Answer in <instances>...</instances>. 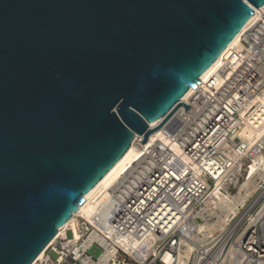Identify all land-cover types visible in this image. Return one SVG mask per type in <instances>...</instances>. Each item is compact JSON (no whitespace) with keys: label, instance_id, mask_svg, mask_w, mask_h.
<instances>
[{"label":"water","instance_id":"obj_1","mask_svg":"<svg viewBox=\"0 0 264 264\" xmlns=\"http://www.w3.org/2000/svg\"><path fill=\"white\" fill-rule=\"evenodd\" d=\"M263 6L0 0V264H32Z\"/></svg>","mask_w":264,"mask_h":264},{"label":"built area","instance_id":"obj_2","mask_svg":"<svg viewBox=\"0 0 264 264\" xmlns=\"http://www.w3.org/2000/svg\"><path fill=\"white\" fill-rule=\"evenodd\" d=\"M255 15L240 35V49H230L213 74L200 80L186 103L189 109L180 108L177 120L163 131L181 155L157 143L145 146L139 160L107 190L98 212L89 220L74 215L32 264L177 263L197 223L207 216L202 210L211 204L215 185L232 192L247 178L238 163L247 168L253 157L264 156V135L250 146L237 135L246 125L255 131L264 126V7ZM133 142L141 144L142 137ZM255 183V192L217 237L223 239L221 246L211 247L200 264H264V179ZM231 245L234 254L216 260ZM93 246L101 250L96 260L88 254ZM207 247H197L188 264H197V252Z\"/></svg>","mask_w":264,"mask_h":264},{"label":"bare ground","instance_id":"obj_3","mask_svg":"<svg viewBox=\"0 0 264 264\" xmlns=\"http://www.w3.org/2000/svg\"><path fill=\"white\" fill-rule=\"evenodd\" d=\"M260 9H254L253 16L245 23L241 32L234 37L229 46L220 54V56L215 60V62L210 66V68L204 72V74L201 76V81H206L213 74L214 70L218 67L220 63V59L225 57L230 49H240V35L248 28V26L252 24V22L256 18L255 14L259 13ZM192 94L193 90H188L182 98V103H189V99ZM179 110L174 114V116L168 121V123L164 127L158 129L157 131H154L149 136L145 144L141 143L136 145V142H133L130 145V147L122 156V158L85 196V202L78 208L75 215H80L88 220L93 215H95L100 209L104 200L106 199L107 190L117 184L120 179L126 175L127 170H129V168L134 164V162L139 160V152L144 149L145 146H151L153 143H157L161 147L169 148L176 155H181L180 148L176 146L173 142H171L164 135L163 132L167 127L172 125L173 122L177 120ZM159 122L160 121L150 124V128H155L156 126H158ZM237 135L243 140L244 145L250 146L254 139L260 138L262 135H264V126L263 128H260L255 131L254 128L246 125L240 129ZM243 164L244 163H238V169H245V177L247 175V178L243 180V182H238L236 184L237 192L235 194L232 195L227 191L221 192L219 184L215 185L214 189L211 192V204L206 206V208H203L202 210V213H205L207 216L206 218H204V220H202V222L197 223L196 232L194 233V236L191 237V242H186L184 247L180 250L177 256L176 264H188L192 252L195 251L197 247H204L207 245L209 247L202 249L200 254L199 252H197V264H200L201 261H203L208 256L211 247H214V245H216V247L221 246V242L223 239L221 240V242H219L217 237L219 238V236H222L223 231L225 230V226L229 221V216L231 214H236L238 206L242 205L245 200L255 192V181L257 179L263 181L264 179V174H256L259 172H264V156L262 154L253 157L252 163L249 167L246 168ZM166 223L167 222H158V225H160L162 228H166ZM71 224L72 218L68 220L62 228H66ZM148 240L149 239H146V242H148ZM45 250L40 253L37 258H41ZM234 252L235 248L233 245H231L227 252L223 255V257L222 255H219L217 256L216 260L220 261L223 259H227L228 257H231ZM165 257H167V255H165Z\"/></svg>","mask_w":264,"mask_h":264},{"label":"rangeland","instance_id":"obj_4","mask_svg":"<svg viewBox=\"0 0 264 264\" xmlns=\"http://www.w3.org/2000/svg\"><path fill=\"white\" fill-rule=\"evenodd\" d=\"M240 181L242 182V180H240ZM236 192H237V187H236L232 192H230V193L233 195V194H235ZM88 254L92 257V259L96 260V259L100 256V254H101V250H100L97 246H93V247L89 250ZM191 255H192V254H191ZM49 256H50V258H51L52 260H55V259L57 258L56 254H55V253H52V252L49 253ZM191 261H192V257H190L189 262H191Z\"/></svg>","mask_w":264,"mask_h":264}]
</instances>
